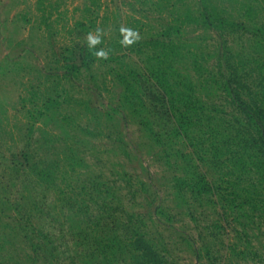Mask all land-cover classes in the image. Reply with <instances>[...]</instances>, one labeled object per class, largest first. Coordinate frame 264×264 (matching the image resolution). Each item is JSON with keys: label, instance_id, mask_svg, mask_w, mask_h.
I'll list each match as a JSON object with an SVG mask.
<instances>
[{"label": "rangeland", "instance_id": "obj_1", "mask_svg": "<svg viewBox=\"0 0 264 264\" xmlns=\"http://www.w3.org/2000/svg\"><path fill=\"white\" fill-rule=\"evenodd\" d=\"M174 1L104 3L114 11L108 24L131 27L146 38L166 25L168 10H182L183 2L188 7L196 4ZM171 2L175 4L169 7ZM86 3L0 0V223L11 222L9 216L18 210L44 205L37 224L55 234V245L61 243L62 264H99L100 257L89 256L76 237L77 232L94 229L92 218L100 216H114L119 222L133 217L131 226L169 264H264L261 210L231 209L218 196L197 198L174 188V177L187 173L190 159L219 183L218 162L209 156L201 160L200 152L168 135L171 123L148 96L142 98L143 107L135 105V98L127 101L128 93L112 71L120 67L115 62L97 61L76 72L70 68L71 40L85 39L80 27L71 32V24L86 17ZM222 5L234 11L231 2ZM118 11L130 15L131 21L119 22L120 17H114ZM248 31L188 24L178 39L205 59L203 65L224 83L232 76L234 53L249 60L253 37ZM146 60L145 50L126 57L125 63L139 69ZM191 60L185 53L178 72L197 84L208 106L238 115L231 95L209 82L213 76L198 78ZM63 204L68 221L62 228L57 219ZM49 218H54L51 227ZM1 230L11 231L3 226ZM13 237L10 249H21L24 243ZM126 249L116 251V264L151 258L146 251L141 256V251Z\"/></svg>", "mask_w": 264, "mask_h": 264}, {"label": "trees", "instance_id": "obj_2", "mask_svg": "<svg viewBox=\"0 0 264 264\" xmlns=\"http://www.w3.org/2000/svg\"><path fill=\"white\" fill-rule=\"evenodd\" d=\"M179 1L183 0L174 2ZM225 1L232 3L234 11L222 5ZM104 2L105 0H87L82 9L86 17L71 24V32L80 27L82 32L79 34L85 36V39L71 40L70 68L76 72L81 68L89 69L97 61L115 62L120 67L112 71L124 85V90L128 93L124 96L127 101L135 98L138 103L133 104L143 107L142 98L148 96L154 103L153 106L165 114L171 123L168 135L180 137L190 150L200 152L201 160L202 157L209 156L218 162L221 178L218 179L219 183H215L200 169L198 162L190 159L192 164L188 162L187 173L174 177V188L179 192L189 193L197 198L204 195L218 196L231 209L248 206L264 213V0H196L193 7H188L183 2L182 10L179 7L168 10L170 17L165 21L164 27L148 33L146 38L139 37L134 44L128 46L121 43L120 27L108 24L114 11L108 9ZM175 3L171 2L168 6L172 7ZM114 15L120 17L121 23H128L132 19L123 11ZM188 24L231 32L250 30L248 34L253 40L248 53L249 60H244L239 53H234L232 58L230 56L234 60L230 65L232 76L221 83L203 65L202 61L205 59L192 48H184L179 42L182 27ZM97 28L103 29V38L96 48L108 50L107 59L97 57L95 51L87 47V33L94 32ZM115 29L118 32H114ZM145 50L146 66L138 69L125 63L126 57L141 54ZM184 52L192 56V69L198 78L213 76L209 82L217 84L218 88L231 95L238 115L228 114L221 107L208 106L202 100L197 84L177 70L176 66L184 58ZM25 158H28L27 155ZM41 207L45 206L33 205L29 212L26 209L25 212L18 210L9 216L11 222L4 225L0 223V227L11 230L9 233L0 231V264H62L59 262L61 243L59 246L55 245V234L47 226L37 224V221L42 220L38 215ZM63 207L64 204L59 205L62 217L57 219L62 228L68 221ZM92 219L94 229L77 232L76 240L81 248L87 247L89 256L100 257L99 264H116V251L122 248L141 251V256L146 251L145 254L151 258L139 264H169L162 255L154 251L145 235L131 226L134 223L133 217L129 216L122 222L114 216ZM48 221L51 227L54 218H49ZM62 228L58 231L60 241L64 239ZM11 234L24 243L21 249H10L14 246L10 242V237L14 238Z\"/></svg>", "mask_w": 264, "mask_h": 264}, {"label": "clouds", "instance_id": "obj_3", "mask_svg": "<svg viewBox=\"0 0 264 264\" xmlns=\"http://www.w3.org/2000/svg\"><path fill=\"white\" fill-rule=\"evenodd\" d=\"M119 32L122 34L121 43L125 46L132 45L139 39L138 32L131 27L121 26ZM102 33L103 29L101 28H97L94 32H88L86 36L87 47L93 49L97 57L107 59L109 51L103 47L96 48V46L102 42Z\"/></svg>", "mask_w": 264, "mask_h": 264}]
</instances>
